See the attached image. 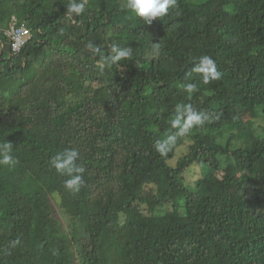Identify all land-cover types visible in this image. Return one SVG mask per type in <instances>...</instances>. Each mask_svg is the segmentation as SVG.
<instances>
[{
    "label": "trees",
    "instance_id": "16d2710c",
    "mask_svg": "<svg viewBox=\"0 0 264 264\" xmlns=\"http://www.w3.org/2000/svg\"><path fill=\"white\" fill-rule=\"evenodd\" d=\"M69 2L0 0V143L18 161L0 167V264H264V0H177L151 25L126 0ZM113 44L131 59L105 64ZM177 104L208 120L161 156ZM65 149L75 193L50 164Z\"/></svg>",
    "mask_w": 264,
    "mask_h": 264
},
{
    "label": "clouds",
    "instance_id": "9594fccd",
    "mask_svg": "<svg viewBox=\"0 0 264 264\" xmlns=\"http://www.w3.org/2000/svg\"><path fill=\"white\" fill-rule=\"evenodd\" d=\"M86 0H70L66 13L68 16H80L85 11ZM127 9L131 10L146 25H151L154 20L162 19L168 15L169 9L175 10L177 0H126ZM88 47H92L89 45ZM152 54L156 55L160 51L159 43L152 44ZM111 55L104 63L116 64L121 60H128L132 57L131 47L121 48L117 44L111 46ZM13 54V53H12ZM192 71L200 74L202 83L208 85L213 81L221 79V73L217 71L216 62L208 55L199 58ZM183 90L189 94L196 91L195 84L181 85ZM174 117L170 121L171 129L176 131L165 140H158L155 143V151L161 156H166L175 146L177 139L186 137L194 129H199L205 125L208 116L197 111L191 104H177L174 109ZM12 143L5 141L0 143V167H14L18 162L14 157ZM80 153L76 149H65L57 153L50 161L51 167L61 176H67L64 180V188L69 192H78L83 185V173L85 168L79 165L77 161Z\"/></svg>",
    "mask_w": 264,
    "mask_h": 264
},
{
    "label": "built area",
    "instance_id": "2783aa9c",
    "mask_svg": "<svg viewBox=\"0 0 264 264\" xmlns=\"http://www.w3.org/2000/svg\"><path fill=\"white\" fill-rule=\"evenodd\" d=\"M5 35L11 41L13 55L18 54L26 44L27 38H29V33L26 29L22 27L17 28L14 24L11 25Z\"/></svg>",
    "mask_w": 264,
    "mask_h": 264
},
{
    "label": "rangeland",
    "instance_id": "374dc122",
    "mask_svg": "<svg viewBox=\"0 0 264 264\" xmlns=\"http://www.w3.org/2000/svg\"><path fill=\"white\" fill-rule=\"evenodd\" d=\"M186 153H187V148L180 149V152H178V157H181V156H183ZM189 177H190V179H192L194 181L197 176H196V174H194V175L189 174Z\"/></svg>",
    "mask_w": 264,
    "mask_h": 264
}]
</instances>
